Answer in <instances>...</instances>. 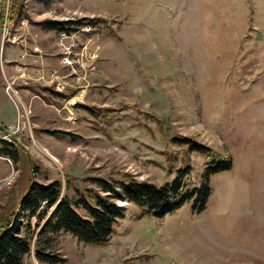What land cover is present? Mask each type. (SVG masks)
<instances>
[{
    "label": "rangeland",
    "instance_id": "1",
    "mask_svg": "<svg viewBox=\"0 0 264 264\" xmlns=\"http://www.w3.org/2000/svg\"><path fill=\"white\" fill-rule=\"evenodd\" d=\"M20 10L0 25V66L11 44L22 67L11 96L3 79L15 108L7 124L20 129L0 141V228L21 220L31 245L22 264H264V0H22ZM82 17L96 25L67 34L41 24ZM182 137L232 159L209 176L201 212L188 200L140 217L117 200L124 217L106 244L47 233L41 248L62 259L36 258L53 207L39 226L20 208L31 182L58 180L80 213V197L107 194L97 179L163 184L187 163L184 188L199 186L211 159Z\"/></svg>",
    "mask_w": 264,
    "mask_h": 264
},
{
    "label": "trees",
    "instance_id": "2",
    "mask_svg": "<svg viewBox=\"0 0 264 264\" xmlns=\"http://www.w3.org/2000/svg\"><path fill=\"white\" fill-rule=\"evenodd\" d=\"M21 6L22 0H17L14 4L16 10H13V6H9L7 15L4 14L5 10L2 7L0 25L5 17L7 21L20 17ZM95 21L93 18L82 17L77 20L61 21L48 19L41 24L48 29L70 33L83 26L94 27ZM176 141L184 144L189 151H196L211 159L204 169L203 181L199 186L184 188V177L190 170L187 163L177 168V175L172 180L163 184L138 181L130 174H125L126 179L118 180L116 184L105 179H97L100 189L107 194H100L94 190L93 204L80 197L77 204L84 211L80 213L73 207L68 196L61 194V184L58 180L47 184L32 182L20 208L29 215H36L38 218L36 225L39 226L47 210L53 207L51 214L36 232L34 246L36 258L49 263H57L62 259L58 255L46 253L41 248V240L46 238L47 233L53 235L65 231L85 243L106 244L114 232V224L124 217V207L118 204L117 200H127L138 206L141 209L140 217L149 215L159 217L177 209L188 200H192L191 208L194 212H201L211 193L209 176L229 170L232 167V159L230 156H218L212 147L189 137L177 138ZM1 151L16 159L14 150L2 148ZM20 224L21 220L16 218L0 228V264H22L24 256L31 250L30 242L20 234Z\"/></svg>",
    "mask_w": 264,
    "mask_h": 264
},
{
    "label": "crops",
    "instance_id": "3",
    "mask_svg": "<svg viewBox=\"0 0 264 264\" xmlns=\"http://www.w3.org/2000/svg\"><path fill=\"white\" fill-rule=\"evenodd\" d=\"M9 46L10 47H7L4 57L5 63L2 62L0 66V124L11 123L15 119L14 105L4 92L3 84L6 80H11L9 78H12L15 74H19L20 70L17 71V69L22 68L19 67L18 63L14 65L11 64L15 60V51L11 44H9ZM3 79H5V81H3ZM2 171H6V164L4 162H0V172L2 173Z\"/></svg>",
    "mask_w": 264,
    "mask_h": 264
},
{
    "label": "built area",
    "instance_id": "4",
    "mask_svg": "<svg viewBox=\"0 0 264 264\" xmlns=\"http://www.w3.org/2000/svg\"><path fill=\"white\" fill-rule=\"evenodd\" d=\"M62 32L67 33L65 31H62ZM65 48L67 50H69L71 48V45L68 47H65ZM64 61H67V56L64 58ZM5 84H6L5 90L9 96H11L10 92L16 93L12 87V84L9 83L8 80H6ZM19 129H20L19 121H17V120L15 121V123H13L11 125L10 124H0V141L10 142L12 135L16 134V132L19 131Z\"/></svg>",
    "mask_w": 264,
    "mask_h": 264
},
{
    "label": "water",
    "instance_id": "5",
    "mask_svg": "<svg viewBox=\"0 0 264 264\" xmlns=\"http://www.w3.org/2000/svg\"><path fill=\"white\" fill-rule=\"evenodd\" d=\"M31 184H32V182L30 183L29 187L31 186ZM29 187H28V190H29ZM28 190H27L26 193L24 194V197L26 196ZM24 197H23V198H24ZM22 202H23V200L20 202V207H21V205H22ZM13 221H14V219H13ZM13 221H12V222H13Z\"/></svg>",
    "mask_w": 264,
    "mask_h": 264
}]
</instances>
